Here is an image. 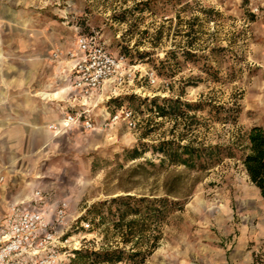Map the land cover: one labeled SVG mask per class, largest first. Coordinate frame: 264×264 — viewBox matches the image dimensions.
<instances>
[{
  "label": "rangeland",
  "instance_id": "374dc122",
  "mask_svg": "<svg viewBox=\"0 0 264 264\" xmlns=\"http://www.w3.org/2000/svg\"><path fill=\"white\" fill-rule=\"evenodd\" d=\"M33 5L77 25L82 34H96L132 67L129 94L114 102L129 109V127L118 121L101 126L98 134L62 141V154L45 173L51 203L67 204L69 235L76 236L79 250L115 245L112 233L78 220L91 205L116 196L167 197L177 208L144 264H252L264 250V199L241 159L249 130L264 126V0H34ZM56 51L66 50L55 48L51 61H60L53 58ZM164 98L179 101L185 115L160 117L157 107ZM236 106L234 121L229 112ZM169 140L229 153L208 169L160 164L152 148ZM134 148L143 153L131 160Z\"/></svg>",
  "mask_w": 264,
  "mask_h": 264
},
{
  "label": "crops",
  "instance_id": "0c3cea01",
  "mask_svg": "<svg viewBox=\"0 0 264 264\" xmlns=\"http://www.w3.org/2000/svg\"><path fill=\"white\" fill-rule=\"evenodd\" d=\"M33 1L0 0V213L5 205L17 203L52 219L58 203H51L44 181L50 160L62 154V141L69 144L101 132L111 111L104 94H96L88 102L92 130L59 124L65 113L79 111L81 105L70 64L51 61L50 54L57 47L73 49L80 30L55 20L52 12L37 11ZM50 124L56 129H49Z\"/></svg>",
  "mask_w": 264,
  "mask_h": 264
},
{
  "label": "built area",
  "instance_id": "2783aa9c",
  "mask_svg": "<svg viewBox=\"0 0 264 264\" xmlns=\"http://www.w3.org/2000/svg\"><path fill=\"white\" fill-rule=\"evenodd\" d=\"M55 60L70 64L72 87L80 100L81 109L67 112L59 121L64 129L81 125L84 130L94 128L88 102L96 94L110 100L129 94L132 67L122 54L111 53L96 34H78L74 48L53 53ZM152 76V74H151ZM123 121L129 127V109L112 108L102 127ZM56 129V124L48 125ZM4 178L0 176V212ZM38 195V192H36ZM67 204L61 202L53 218L37 210L21 209L19 204H7L0 213V264H62L80 249L76 236H70Z\"/></svg>",
  "mask_w": 264,
  "mask_h": 264
},
{
  "label": "trees",
  "instance_id": "16d2710c",
  "mask_svg": "<svg viewBox=\"0 0 264 264\" xmlns=\"http://www.w3.org/2000/svg\"><path fill=\"white\" fill-rule=\"evenodd\" d=\"M118 99L120 98L108 102L113 104L115 110L119 107V103L114 105ZM124 99L128 100L129 97ZM151 102L155 103V100ZM162 102L163 106L157 107V114L160 117L168 116L176 120L185 115L178 108L179 101L164 98ZM229 113L235 121L239 113L238 106L230 108ZM152 151L159 154L160 164L167 162L171 165L199 169L214 167L222 160L223 154L229 153V149L219 146L190 148L174 140L160 142L153 146ZM142 153L134 148L129 151V158L139 159ZM241 163L249 181L264 199V126H254L249 130L246 152ZM177 205L167 197L131 195L116 196L110 201L91 205L78 220L87 222L95 228L103 227L105 235L112 233L116 239L115 245L109 248L101 247L97 251H73L68 264H144L158 248L162 239L161 229ZM252 264H264V250L255 254Z\"/></svg>",
  "mask_w": 264,
  "mask_h": 264
}]
</instances>
